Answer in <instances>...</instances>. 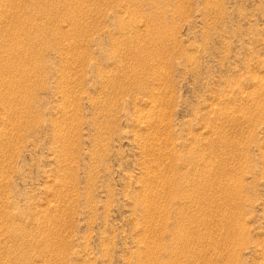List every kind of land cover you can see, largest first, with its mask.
I'll list each match as a JSON object with an SVG mask.
<instances>
[{"label": "rangeland", "instance_id": "374dc122", "mask_svg": "<svg viewBox=\"0 0 264 264\" xmlns=\"http://www.w3.org/2000/svg\"><path fill=\"white\" fill-rule=\"evenodd\" d=\"M0 264H264V0H0Z\"/></svg>", "mask_w": 264, "mask_h": 264}, {"label": "bare ground", "instance_id": "6f19581e", "mask_svg": "<svg viewBox=\"0 0 264 264\" xmlns=\"http://www.w3.org/2000/svg\"><path fill=\"white\" fill-rule=\"evenodd\" d=\"M26 74V73H25ZM263 83V82H262ZM150 145V144H149ZM154 145V144H153ZM150 150V149H149ZM178 169V168H177ZM167 179V178H166ZM171 179V178H170ZM188 181V180H187ZM191 181V180H190ZM189 181V182H190ZM210 181V180H209ZM182 182V181H181ZM200 182V181H199ZM173 183V182H172ZM200 184V183H199ZM164 185V184H163ZM198 185V184H197ZM208 186V185H207ZM179 187V186H178ZM162 188V187H161ZM205 188V187H204ZM164 189V188H163ZM170 189V188H169ZM165 190H167L168 191V189H165ZM187 190V189H186ZM164 191V190H163ZM188 191V190H187ZM236 191V190H235ZM164 193V192H163ZM162 193V194H163ZM167 193V192H166ZM170 193H172V192H170ZM225 195V194H224ZM171 197V196H170ZM204 200V199H203ZM156 202V201H155ZM156 204V203H155ZM204 204V203H203ZM185 216V215H184ZM183 222V221H182ZM190 227V226H189ZM181 232V231H180ZM177 235V234H176ZM181 235V234H180ZM184 236V235H183ZM181 238V237H180ZM178 239H179V236H178ZM186 239V238H185ZM181 243V242H180ZM184 243V242H183ZM177 244V243H176ZM189 244V243H188ZM184 245H185V243H184ZM220 245V244H219ZM221 246V245H220ZM194 249V248H193ZM183 250V249H182ZM187 250V249H186ZM195 251V250H194ZM190 252V251H189ZM184 253V252H183ZM187 260V259H186Z\"/></svg>", "mask_w": 264, "mask_h": 264}]
</instances>
